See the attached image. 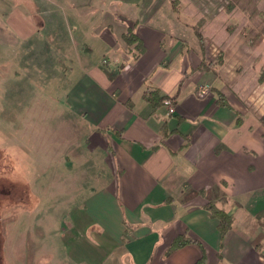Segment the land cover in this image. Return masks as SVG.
Instances as JSON below:
<instances>
[{
	"label": "crops",
	"instance_id": "0c3cea01",
	"mask_svg": "<svg viewBox=\"0 0 264 264\" xmlns=\"http://www.w3.org/2000/svg\"><path fill=\"white\" fill-rule=\"evenodd\" d=\"M117 1L134 10L106 12L95 26L97 10L84 7L94 2L74 0L75 29L47 24L56 17L35 1L25 0L31 13L24 17L18 6L10 13L9 24L28 48L53 51L30 65L46 72L45 87L54 81L66 97L76 124L77 169L89 160L93 177L85 186L88 197L57 204L58 215L68 208L62 212L68 219L55 238L42 219L38 231L25 226L18 234L19 222L11 223L8 238L2 231L3 264L8 255L10 264H199L204 253V264H264V235L260 248L254 245L264 232L257 217L264 210L258 112L225 88L232 109L217 102L219 68L212 62L198 69L203 53L195 22L183 19L171 0ZM128 27L144 46L138 57L123 38ZM97 43L102 59L93 58ZM149 87L169 95L180 87L175 112L165 104L153 110L143 95ZM209 201L233 215L224 235L206 208ZM180 236L198 242L169 251Z\"/></svg>",
	"mask_w": 264,
	"mask_h": 264
},
{
	"label": "rangeland",
	"instance_id": "374dc122",
	"mask_svg": "<svg viewBox=\"0 0 264 264\" xmlns=\"http://www.w3.org/2000/svg\"><path fill=\"white\" fill-rule=\"evenodd\" d=\"M30 1L37 2L39 7L44 6L52 16L56 17L55 22H49L48 20L51 19L49 16L48 22L45 20L47 24H54V28L61 30L62 27L75 29L78 12L72 5L74 0ZM92 2L94 5L87 4L84 7L87 11L97 10V19L91 22L95 26L104 19L106 12L129 10V6L117 0H92ZM226 2L227 0H179V6L182 18L186 21L196 22L200 16H205L210 22L215 21L217 24L211 25L212 33L216 32L218 35L217 46H220L218 40L221 41L224 36L226 37V33L224 28L217 30L221 20L225 18L224 15H219V12ZM55 3L63 5V9ZM257 3L258 0H250L246 8L249 7L251 10L257 7ZM17 6L22 10L23 17L24 14L31 13L25 0H0V180L4 181L0 183V220L2 221L0 226L7 238L12 222L21 223L18 233L21 234L23 228L34 229L40 223V219L46 223L43 226L49 230L50 235H53L56 228L62 226L60 224L63 223L62 220L68 219L66 213L62 214L63 211H68V208H62V212L58 215L57 204L70 206L88 197L90 193L85 190V186L89 185L88 181L93 177V173L88 170L90 165L88 159L84 163L83 170L77 169L78 161L74 160L77 132L72 128L76 124L73 125V115L67 110L66 97L59 96L54 81H50L48 88L45 87L46 81L42 80L46 72L41 71L37 63L30 65L31 59L40 61L53 51L40 46L33 50L28 48L25 38L15 32L9 20L12 10L19 12ZM131 7L130 12L134 10V6ZM163 8L168 10L169 5L165 7L163 5ZM62 11L67 14L64 18L59 15ZM101 15H104L102 19H100ZM231 20L232 22L247 21L242 28V36L245 37L251 30L247 25H251L253 21L249 17V12L239 10L233 14ZM190 34H187V37L191 36L193 39L194 32L190 31ZM262 36L264 35L251 45L249 41L245 42L243 37L241 39L235 37L223 51V57L220 55L219 47H215L214 50L210 47V58L207 59L208 63L214 62L215 65L212 67L216 68L213 70L218 71L217 67L219 68V75L216 76L221 77L219 85L222 90L224 88L226 90L228 83L236 74V68L245 61L247 55L259 56L254 70L248 71L244 78H240L237 87V93L244 99L241 98V101L248 100L249 106L258 112V120L264 112V80L259 81V73L262 74L264 71ZM96 47L93 58L102 59L99 43ZM210 88L209 85L208 90ZM217 90L221 89L217 88ZM64 156H68L70 161H64ZM73 174L77 175V181ZM2 187L6 189V193H1L4 191ZM232 206L237 207L238 204L232 203ZM38 229L37 226L36 231ZM51 237L55 238L56 234ZM5 251L8 255L7 243ZM16 252L24 258L22 251ZM6 258L10 264L9 255Z\"/></svg>",
	"mask_w": 264,
	"mask_h": 264
},
{
	"label": "trees",
	"instance_id": "16d2710c",
	"mask_svg": "<svg viewBox=\"0 0 264 264\" xmlns=\"http://www.w3.org/2000/svg\"><path fill=\"white\" fill-rule=\"evenodd\" d=\"M249 1L250 0H227L225 5L220 9L219 15H224L225 18L221 20V23L219 25L220 27L217 28V30L218 29L223 30L224 28L225 29L224 32L226 33V37L224 36V38H222L221 41L218 40L220 42L219 43L220 46L218 45V47H219L220 55H222V57H223V51L233 41L235 37H239L240 39L241 37H243L245 39V42L249 41L250 42L249 45H251L252 43H255L261 35H264V0H258L257 7H254L251 10H249V7L246 8V5L248 4ZM171 2L174 10L176 12H180L179 0H171ZM239 10H244L245 12H249V17L253 19L251 25L247 24L249 25V27H251V30L247 32L245 37L242 36L241 34H242V28H244L247 21L232 22L231 20L233 14H236V12ZM242 18L244 17L242 16ZM229 20L231 22H228ZM214 23L216 22L215 21L210 22L209 20H207L205 16H200L199 19L194 24H192V28L194 29L196 37L200 42L203 53L202 63L198 69H204L208 64H210L207 62V59L210 58L208 57V54L211 53L209 49L210 47L213 46L215 40L217 42V38H218L216 32L212 33L211 25H214ZM123 38L128 45V52L133 57H138V54L143 52L144 46L142 44V41L140 40V37L137 36V33L131 27H128L127 31L123 34ZM258 61H259V56L248 54L247 57L245 58V61L236 68L235 76L228 83L227 89L232 93L236 94L240 99L242 98V100H244L243 97L237 93L238 92L237 87L240 84V78H244V76L248 73V71L254 70L255 64ZM259 74H260L259 81H263L264 71L262 72V74L261 73ZM179 90L180 87H178V89L175 91L174 94L169 95V94H162L158 88L149 87L144 91L143 95L146 98V100L151 104V107L154 110L158 106L165 104L166 99H172L173 103L175 104ZM217 102L222 106H226L232 109V107L228 102L227 93L224 90H217ZM237 115H238L237 123H239L242 120V116L239 115L238 112ZM259 120L264 126V112L259 116ZM108 129H110L112 132L116 131L114 128L111 127H109ZM2 181L3 180H0V183H2ZM2 188L4 191H1V193H6L7 192L6 189L4 187ZM206 208L210 211L212 216L218 219L220 232L222 235H224L232 227L233 215L229 214L225 210L216 206L215 202L213 201H209L208 204H206ZM257 215H258L257 217L259 224L264 228V212H258ZM263 233L264 232H260L257 236V239L254 240L256 242L254 244L256 249L260 248L259 247L260 239L263 237L264 235ZM2 241H3V235H2V228L0 226V264H3ZM191 242H198V241L190 237L180 236L175 241L174 245L171 246L168 250L172 251L177 247H181ZM204 262H205V253L203 254L199 264H204Z\"/></svg>",
	"mask_w": 264,
	"mask_h": 264
},
{
	"label": "built area",
	"instance_id": "2783aa9c",
	"mask_svg": "<svg viewBox=\"0 0 264 264\" xmlns=\"http://www.w3.org/2000/svg\"><path fill=\"white\" fill-rule=\"evenodd\" d=\"M165 105L168 107V110L171 114L175 112V105L172 99H166Z\"/></svg>",
	"mask_w": 264,
	"mask_h": 264
}]
</instances>
